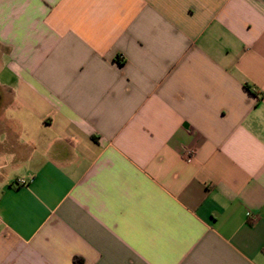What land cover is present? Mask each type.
Returning <instances> with one entry per match:
<instances>
[{"label": "crops", "instance_id": "0c3cea01", "mask_svg": "<svg viewBox=\"0 0 264 264\" xmlns=\"http://www.w3.org/2000/svg\"><path fill=\"white\" fill-rule=\"evenodd\" d=\"M0 264H264V0H0Z\"/></svg>", "mask_w": 264, "mask_h": 264}, {"label": "built area", "instance_id": "2783aa9c", "mask_svg": "<svg viewBox=\"0 0 264 264\" xmlns=\"http://www.w3.org/2000/svg\"><path fill=\"white\" fill-rule=\"evenodd\" d=\"M190 158H191V153H190L188 150L185 151V159L188 161ZM18 183H20V184L23 185L25 182H24V180L22 179V180H19Z\"/></svg>", "mask_w": 264, "mask_h": 264}]
</instances>
